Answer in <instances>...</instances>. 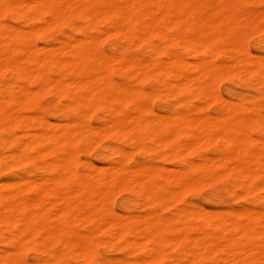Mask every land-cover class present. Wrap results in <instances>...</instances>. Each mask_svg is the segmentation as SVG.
I'll use <instances>...</instances> for the list:
<instances>
[{
	"label": "bare ground",
	"instance_id": "bare-ground-1",
	"mask_svg": "<svg viewBox=\"0 0 264 264\" xmlns=\"http://www.w3.org/2000/svg\"><path fill=\"white\" fill-rule=\"evenodd\" d=\"M22 1L24 2L23 5L26 6L28 0H17L16 6L13 5L15 2L14 1L13 4H11L12 2L10 3V7L11 5L17 7V4L20 5ZM36 1L37 0L33 2L29 0L30 3H33H31L30 6L36 3V7L39 8L40 6H42L43 8H46L39 10L37 8L36 13L37 11H39L38 13L42 14V10H47L49 13H51L52 17L54 16V18H59L58 20H60V22L64 21V16H68L69 14H77L82 15L84 18L91 19L92 22H96L97 20L111 21L112 25L114 26L112 29L114 30L115 28L116 33H119L122 37L133 36L142 41L151 37H155L157 40L150 46V54H148L149 57L147 59L131 54L124 48H117L114 51L109 52L108 54L102 52L103 50H98L95 47V44L97 42L98 45L99 41H97V37H100L102 34L96 36V38L87 36L81 39L78 36V38L74 37V39L70 40H59V43H53L54 45H51L50 47L47 45V47L45 45H42L43 47H40V44H36V46L38 45L37 47H40L36 49L37 47L34 48L35 44L34 46L33 44H31L34 42L31 39V36L30 39L33 41L32 42L29 40L31 43H29V41H26V39H29V37H27L26 39L23 37L29 36L30 32V35H32L33 37L34 30L32 31V28L36 30L37 27L36 31L40 32L42 31L38 28L40 25L41 29L43 28V30H46V28L48 27H42L44 25L42 23L40 25L37 24L38 26L36 27H31L30 30L28 28V30L23 28L24 30L29 31L26 32L29 34H27L26 36H23L21 34L23 36L22 37L21 35H19L22 27H19L20 30H18V32H15V30L13 32L7 33L8 31L5 32L4 28H7L9 26L7 28L9 29L10 25L7 22V25L5 26L6 22L2 21L5 23L4 25H2L3 27L0 26V70L2 68H7L9 69L8 71H11V73H14V75L29 74L40 80L42 84L41 87H44V90L48 89L50 90V92L52 90L56 93H65L67 98H69V102H67L68 104H66L65 107L71 111V114L68 115V120L66 121V123L65 120H62L64 121V124L61 122L63 125L61 123H57L56 121H49L47 118H45V116L36 113L34 115L35 118L31 116V113L28 114L30 116L27 115L28 118H32V120H27L28 118L24 119L23 117L25 115L23 116V113L22 117H20L21 112L16 113V107L20 109L23 105H21V103L25 104L26 99L29 98H24V96H27V93L26 95L24 93V85V89L19 90H22V92L24 93V96H22V94L20 95L23 97V100H20L14 96L9 97L8 95V98H6L5 96L3 97L4 99H6L5 101H0V132L7 134L8 137L5 140H7V142L12 145L14 144L15 146V154L11 152L14 155L13 158L17 155V157L22 159L21 161H24L23 159H27L29 157L28 152L33 148L36 149L37 153L39 152L44 155L52 156V160L48 161V165L45 170L48 176L45 175L44 178L42 176L41 178L43 180L38 178L33 181L30 178L19 176L20 178H16V181L14 179L13 181L9 179L13 183H0V225H2L6 232L9 233L7 236L2 237L3 240L5 239L9 248L0 249V264H21L18 256L20 255V253H23L22 249L25 242L31 239V241H33V239L35 238H38L40 241H51L50 243L59 242L63 249L67 250V254L57 253L54 257L52 256V258H50L48 261L50 264H73L70 262V260L75 257H90V247L92 246V240L90 236L91 233L85 236L86 234L83 235L79 232L74 237V234L69 231L68 220L66 219L67 216H70L71 218L75 217L76 220H79L80 216L82 215L80 214L81 212H84V214L86 213V216H81L82 218H84L85 216V218L88 217V221L96 220L101 224L103 223L104 226L101 225V230L104 227V230H106V232L110 234L113 240L114 238L118 239L122 237L124 239L123 242L126 241V244L130 247L135 246L136 244V247L139 246L138 249H145L150 253L154 252V255L157 256H161V254L164 253L163 247L167 245L170 247V250L172 248H176L177 251L179 250L182 256L187 260L188 264L190 262H201L206 257L212 258L217 256L218 254L219 256H217L214 264H264L263 209L257 210L255 208H248L243 212L242 210H237L236 214L235 212L231 213V210L229 212L231 214H226L227 211L225 209V213H215L216 210L214 211V209L209 210L210 212H207L208 210L205 211L200 206L201 208L198 207L197 210L191 209L190 211V209H187L186 211H177L176 215L166 220L156 217L153 220H149L144 213L143 216L141 215L142 217L140 216V218H135V216L133 219L128 218L124 220H119L117 218L107 219L105 217L106 210H104V205L102 203L106 198L107 192H110V190L112 189L111 187L110 189L109 186L114 182V180H117V182L119 180L117 184L115 183L117 186L122 180L123 182H125V174L129 173L130 170H132V176H142L141 179L139 177V179H136L140 180L141 184H145V188L147 187L150 193L155 190V187L168 191L166 184L169 180L171 183L172 179H176L177 181L175 182H177V184L178 180L182 182L186 178H189V180H191V178L193 179L195 176L193 175L192 177L191 174L196 170H201L203 172L206 169L205 171H207L208 173H206L209 175V173H211L210 167L214 165L213 168L215 169V166L219 164V162H217L216 164L215 161H213V158L208 159L207 157L209 156L203 153L207 157L201 156L202 160L200 162L198 160L195 161L196 163L194 162V160L192 162V159L190 161H185L183 162L185 163V165H181L183 166L182 168L181 166L179 168L177 166L172 169L173 171L176 168L179 170L176 169L177 171H175L176 173H174L175 176L173 174L172 178H170L171 175L167 174L168 172L166 171L170 170L169 168L171 167L166 168L165 166V168L167 169L165 170L166 173L164 172L165 168L155 171L157 163L155 164V167L154 165H152L155 169L143 167V165L146 166V164L141 165V163L138 165V168L140 167V165L142 166L141 169L133 170L131 167H129L128 171L127 168H125L124 170V167L122 165H119L118 163L109 164V166L99 164L102 166H97L93 163L83 162V170L81 172H78L73 168L74 166L72 167L73 162L76 161L74 156L76 153H74V151L71 149L72 145L74 144L73 139H75L76 141V138H85V140L89 141V144H94L100 138L98 137L97 139V136L99 135L102 137L101 134L103 133L104 135L105 131L109 132L110 130L111 133L113 129L114 132L116 131L115 129H117V132L119 131L120 134V131L126 129L138 134L140 129H143L153 131L154 133L151 132V134L154 135L161 133L168 134L172 132L174 136L176 135L175 140H173L174 142L172 141V148L176 150L175 152H177L181 149L184 150L185 147V151H181V153H185L186 150L189 151L194 147V145L202 142L201 140L206 141V138L208 136L204 137L202 136V134L204 133L206 135L207 133H210L214 126L217 127L218 125L220 131L221 129H224L225 132L223 133H227L228 130L232 132V124L236 125L234 121V123L230 122V120L228 123L219 121V124H215L216 119L212 120L210 117L208 119H205V117H202L205 116V114L203 113L202 115H199L203 119L200 117L199 119L205 121L200 122L199 120V122H196L197 119H195V117H198V115L196 114L202 111L200 105L198 104L194 105L188 110H170L165 113H157L156 111L152 110L151 107H146L145 103L141 101V93L140 91H138L140 90V88L134 89L129 86L126 88L124 87L125 85L120 86L119 82V85L118 83L116 84V82L109 77L108 70L111 63H116L119 68L131 69L134 73L138 75L140 74V76L142 75L141 77L149 76V74L151 73L166 74V76L170 75L171 78L176 79V81H174L175 83L169 82V84H167L169 85V89H167V92L169 90L172 91L173 94L179 96L178 99L180 101L189 100L191 98H198L203 100L206 98L210 99L213 95L217 97V94L219 93L217 92L216 95L215 93L212 94V87L210 88L208 85V83H210L209 80L210 78L212 80V75L215 77V75H218V73L221 74V69L227 70V68H229L228 66L231 67V65L232 69L234 67H237L238 69H241L243 67L246 68V70L248 65H252L253 68L250 69L256 70L257 74H259V76L264 79V58H261L260 54H256L255 57H253L251 54H249L250 52L244 53L246 47L243 48L241 46V44L244 42L239 43L241 38H238V36L240 34H238V30L237 28H235V23L239 22L238 24H241L243 22L242 24H245L244 21H246V19H249L250 22L256 20H251L252 17L260 20L258 18L260 16L258 15L257 17L256 13H258L257 11L260 12L261 9L259 10L258 8L261 7H258V10H256V12L254 10V12L252 10L249 11V9L248 11L242 10V4L247 3V0H82L83 2L80 3H76L75 0H72L74 2L69 0V3L67 1L64 3L65 0H63V2L61 3L56 0H49L47 1L48 4L47 2L46 4H44L45 0H43V2L41 0V4ZM7 2L8 1L6 0H0V9L1 6L2 8H7ZM28 6H26V9ZM26 9L22 8L21 10L23 11ZM3 12L0 10V16H2L1 13ZM261 12L260 13L263 15L264 10H261ZM37 15H35L34 17L37 18L39 16ZM262 15L261 18L263 17L262 19H264V15ZM62 18L63 21L61 20ZM241 20L243 21L241 22ZM258 20L254 22H258ZM48 21L49 20L46 21L45 19L46 23ZM2 22L0 21V23ZM58 22L56 24H58ZM50 24H53L52 21L51 23H49V28L53 27V25L50 26ZM246 24H248V22ZM258 24H260V21L258 22ZM250 25L247 26L250 27ZM17 27L14 28L19 29ZM260 27L261 26H259L258 28ZM263 27L261 29H263ZM11 28H13L12 25ZM112 29L110 30L111 32ZM105 30L106 29H104L102 32L103 35L101 37L103 38L111 34L109 30L107 31V33H105ZM108 32L110 34H108ZM100 38H98V40ZM168 40L183 41V47L191 51L194 60H186L180 53L170 51L168 48H166ZM170 41L168 44H171ZM177 45L179 44L177 43ZM218 52L224 53L226 56H228L231 59V61L229 60V62L232 63L229 65V62H226V64H228V66H226L223 63L219 64V62H217V64L216 62H214V56ZM51 70L53 74L52 76L48 74V72ZM252 70H248V72L250 73ZM216 72L217 74H215ZM243 72L245 71L243 70ZM26 76L27 75H24V77ZM27 78L29 79V77ZM212 81H214V79ZM16 83L18 85L20 84V82ZM36 84L39 86L38 83ZM211 84L210 86H212ZM4 86L2 85L1 87ZM16 88L17 87H15L14 89ZM28 90H31V92L34 91L31 88H29ZM38 90L39 89L37 88V92H39L40 94L43 92V90H41V92ZM28 92L30 93V91ZM35 92L36 91H34V93ZM34 93H31V95L33 94L34 96ZM36 95L37 93L35 94V96ZM35 96L33 99L36 98ZM214 96L213 98H215ZM218 97L222 98V102H224V99L223 97H221V95H218ZM24 99L25 102H22L24 101ZM30 99L31 96L29 99H27V101L29 102ZM226 100L227 99H225V101ZM110 101L118 102L121 105L132 103V109L130 113L123 111V109L120 107L114 109L113 112H117L120 114V119L122 120L121 123L115 122L116 120H114L112 115H110L109 117H104L102 119L103 124H100L101 126L97 124L99 126L95 127L91 125L86 119L90 114L86 111V116L84 115L86 113H82L84 111H79V109L81 108L92 106L91 104L93 102L106 104L110 103ZM210 101L211 100H209V103ZM233 101L235 102V100ZM19 103L21 106L19 105ZM244 106L242 107L243 109H247L252 113V123L259 125L262 129H264V102L253 101L246 107ZM80 112L86 118L84 116L81 117ZM36 115L39 116L36 117ZM219 116L221 117V115ZM219 116H217V119ZM214 118L216 117L214 116ZM113 120L115 123H112ZM16 124H20L23 130H25L23 131V133L25 132L24 136L20 137L14 133L13 135L11 134V128ZM238 125L239 124H237L236 127H239ZM57 126H60L61 128L57 129ZM112 127L114 128L112 129ZM33 128L35 129V131H30L33 130ZM181 132H185L186 134L188 133L190 136L193 134L196 140H192L196 141L194 142L196 144H193L191 140L189 143L192 145H190L188 142L186 143V141V144L184 143V146L179 144L176 138L177 135H179V133ZM245 132H247L249 136L248 131H243L240 127L237 128L235 134L230 135V137H228V141L226 142H229L231 148H233L234 150V152H231L232 154H234H230L232 157L230 159L231 163L232 159L236 158V163L233 161L235 163L234 165L236 166V171L240 172V175L247 182H250L258 177H264V152L254 150L250 147L251 139L250 137H246L247 134H244ZM16 133L20 134L19 132ZM151 134L150 136H152ZM212 134H214V132ZM212 134L208 135L212 137ZM218 134L220 135V132H218ZM199 136H202L200 137V141L198 140ZM216 136L217 135H215V138L218 137ZM103 137L100 139H103ZM155 137L156 136H154V138ZM167 137L164 136V139H162L161 137V141L160 138L156 139V143L161 142L162 146H164L163 144H165V142H168L169 137ZM226 138L227 136L225 134V139ZM212 140H214L213 137ZM222 140L225 141L224 139ZM259 142L262 146H264V141L260 140ZM9 154L10 153H8V155ZM30 155L32 157V154ZM128 156L130 155L128 154ZM127 158L128 157L125 156V160H127ZM123 161H121V163ZM223 162L225 161H220V165ZM223 165H226V163H223ZM232 165L233 164H229L228 166L232 167ZM228 166H226L228 168L227 170L232 171L233 168L231 169V167L229 168ZM136 167L134 169H138ZM224 170L226 171V168L219 171L221 173V171L224 172ZM216 172L219 173L218 171ZM214 175L215 173H213V175L211 176ZM129 176H127V179ZM155 178L160 179L162 183H152ZM196 178H199V175L197 176L196 174ZM9 180H6V182ZM246 181H244L245 184ZM133 182L134 180H132L131 184ZM194 182L197 181L194 180ZM125 183L127 185V182ZM183 184L188 185V180L186 183L183 182ZM63 185H66L68 189L63 190ZM186 185L185 187H183L186 188ZM263 185L264 183L262 184V186H260V189L264 187ZM179 187H181L180 183ZM179 187L178 189L180 190ZM121 188L122 187H120V189ZM184 188L181 190L184 191ZM118 189L119 187H117L115 190ZM257 189H259V186ZM146 190L144 189V191ZM175 190L176 189H174L173 192L169 193L171 191L170 188L168 192L169 195L173 194ZM177 190L174 194L176 196ZM28 191L34 192L33 196L29 197L27 195ZM149 191H147V193ZM179 192L180 191H178V193ZM166 194L165 196H167ZM143 195L145 196V194ZM165 196L162 195L164 199H168L169 196L167 198ZM162 197L160 195V198ZM173 197L174 196H171L170 200ZM108 198H106V200ZM148 200H150V198ZM150 202L152 201L150 200ZM162 206L164 205L162 204ZM51 209L52 211H54L52 215H50ZM111 210L112 212H114L112 208ZM114 213H116V211ZM124 215L125 214H123V216ZM238 215H241L242 220L237 219L239 218ZM50 219H53L54 221V224L52 226L49 225ZM76 220H74V222ZM98 231L99 229L96 230L95 233H97ZM129 236L133 238L140 237L141 240H131V238H128ZM46 245L48 246V244ZM154 255L149 256L148 258L150 259L152 257V259H154ZM159 256H155V259H160ZM145 259L143 261H145ZM149 259L147 261H149ZM131 262H129V260H122L119 264H131ZM136 262H139V260ZM140 262H142V260Z\"/></svg>",
	"mask_w": 264,
	"mask_h": 264
},
{
	"label": "rangeland",
	"instance_id": "rangeland-1",
	"mask_svg": "<svg viewBox=\"0 0 264 264\" xmlns=\"http://www.w3.org/2000/svg\"><path fill=\"white\" fill-rule=\"evenodd\" d=\"M6 1H8L7 3L9 5V8L7 5V8H5V7L2 8V6H1V9H0L2 12L4 11L3 13H1L2 16H0V21L6 22V23L2 22L3 24L0 23V26L3 27L2 25H4V23L6 26L7 22L10 25L9 29H7L9 26L7 28H4L5 32L8 31L7 33H10V32H13L15 30H16L15 32H18V30H20L19 27H22L21 28L22 30L20 31L22 33L19 32V35L22 34L23 36H26L27 34H29V33H26V32H29L27 30L28 29L30 30L31 27H36L42 23L44 24L42 27H45V26L48 27V28L45 27L46 30L45 29L43 30V28L41 29V25H40L38 27L40 30H42L40 32L36 31L37 27H36V30L34 28H32V31L34 30L33 31L34 33L32 32L33 37H32V35H30L31 32H30L29 36H26V37H23L21 35L25 39L27 37H29V39H26V41H29V40L32 41L33 40L34 41V42L32 41L33 43H31L30 41H29V43L33 44V46L35 44L34 48H36L39 44H40V47H43L42 45H45V46L47 45L50 47L51 45L57 44L62 40H66V39L70 40V39H74V37L78 38V36L81 39L84 37H87V36H92V37L96 38V36H99L101 34L103 35L102 32L104 29H106L104 32L107 33L108 30H109V32H111L110 30L114 27L112 25L111 21L97 20L96 22H92L91 19L84 18L82 15H77V14H74V15L69 14L68 16H64L65 17L64 21L62 18L61 20L63 22H60V20H58L59 18H54V16L52 17L51 13H49L47 10H44L45 12L42 10V14H39L38 13L39 11H37V13L39 15L38 16L36 13V10L38 8L35 5L36 3H34V5H32V6H30L32 2L30 3L29 0H28V3H26L27 4L26 6L29 5L27 7V9H26V6L23 5L24 4L23 1H22V3H20V5L17 4V7H14L12 5L10 7V3L12 2L11 4H13L14 1L15 2L13 5L16 6L17 0H6ZM31 1L34 2L35 0H31ZM37 1H38V3L41 4V0H37ZM47 1H49V0H45L44 4H46ZM56 1H58L60 3L63 2V0L62 1L56 0ZM66 1L68 3L70 2L69 0H65L64 3ZM75 1H76V3L77 2L80 3V2H83L84 0L83 1L82 0H78V1L75 0ZM42 2H43V0H42ZM72 2H74V1H72ZM246 2L247 3L242 4V8H241L242 10L248 11V9H249V11L254 10L255 12L258 9L264 10V0H247ZM47 4H48V2H47ZM38 6H40V5H38ZM258 7H261V8H258ZM22 8L26 9V10L22 11L21 10ZM39 9H46V8H43L42 6H40L38 8V10ZM261 10H260V12H261ZM257 12H258V13H256L257 17L259 15L260 17H258V18L260 20H258L255 17H252L251 20L256 19V20H258V22L260 21V24H258V22H254V21H256V20H254V21H251L253 23V25H252V23L249 21V19L248 20L246 19V21H244L245 24H242L243 20H241V22H242V23L240 22L241 24H238L239 22L235 23V28H237L238 34H240L238 36V38H241L239 43L244 42V43H242L243 45L241 44V46L243 48L246 47L244 53L250 52L249 54H251L253 57H255L256 54H260L261 58L262 57L264 58V56H263V54H264V27H263L264 19H262L263 17L261 18V15H262L261 13L263 11L261 13L259 11H257ZM35 15L38 16L37 17L38 19L36 17H34ZM29 18H31V19H29ZM44 18L46 19V21L49 20L50 21V22L48 21L49 23H51V21H52L53 27L49 28V23L48 22L46 23ZM58 21L60 22V24ZM57 22H58V24H56ZM103 22H104V24H103ZM247 22H248V24H246ZM250 23L252 26L250 25ZM11 25L13 28L18 26L17 28H19V29H15V28L13 29V28H11ZM52 25L50 24V26H52ZM247 25H250V27ZM257 25H259L261 27L258 28L259 26H257ZM262 27H263V29H261ZM23 28H25V29L28 28V29L24 30ZM100 29H103V30H100ZM109 32H108V34H110ZM112 32H114V33H112ZM112 32L109 36H105L104 38L101 37L102 35L100 36L101 38L97 37V41H99V42H98V45L96 42L95 47L98 50H100V51L103 50L102 52L108 54L109 52L114 51L117 48H124V49H126L127 52H130L131 54L141 56L142 58L147 59L149 57L148 54H150V46L153 43H155V41L157 40L155 37H151V38H148V39L143 40V41L138 39L137 37H133V36L122 37L119 33H116L115 28H114V30L112 29ZM30 36H31L32 40L30 39ZM98 38H100V39L98 40ZM47 40H49V41H47ZM139 40H140V42H139ZM169 41L170 40H168V43H169ZM170 42H171V44H168L166 42L167 43L166 48H168L170 51H175V52L180 53L182 56H184V58L186 60H190V61L194 60L191 51H189V50H187V48L183 47V45H182L183 41H177V40L175 41L174 40V41H170ZM179 42L181 43L182 46L180 45ZM177 43L179 45H177ZM36 44H38V45L36 46ZM40 47H37L36 49H38ZM257 57H258V55H257ZM229 60L231 61V59L228 56H226L224 53L218 52L214 56L213 61L216 63L219 62V64L223 63L224 65L228 66V64L230 65L232 63V62L230 63ZM226 62L227 63L229 62V63L226 64ZM228 67H229V68H227L228 71L226 69H224V70L221 69L220 70V71H222L221 74L218 73V75H215V74H217V72H216L214 74L215 77L212 75V80L214 79V81H212L211 78L209 80L210 83H208V85L210 88L212 87V91H211L212 94L215 93V95H216L217 92L219 93V94H217V97H215L213 95L215 98H213V96H212L213 101H212V98H210V99L206 98L204 100L198 99V98H191L189 100L180 101L178 99L179 96L173 94L172 91L169 90L170 92L169 91L167 92V89H169L168 88L169 85H167V84H169V82L175 83L174 81H176V79L171 78L170 75L166 76V74L151 73V74H149V76L141 77L142 75L140 76V74L138 75V74L134 73L131 69L119 68L116 65V63L110 64L108 73H109V77L112 80H114L116 82V84L118 82L120 83V86L125 85L124 87H126V88L129 86V87H132L134 89L140 88V90H138V91H140V93H141L140 94L141 101L143 103H145L146 107H148V108L151 107V109L156 111L157 113L158 112L159 113H165V112H168L170 110H188L189 108L198 104V105H200L202 111L199 112L198 114H196V115H198V117L194 116L195 119H197L196 122H199V120H200V122L205 121V120H202L204 117H205V119H208L210 117L212 120L216 119L215 124H219V121L220 122L223 121V122L228 123L229 120L232 123L235 122L236 125L239 124L238 126L240 128H242L243 131H248V133H249V136H248L247 132H245L244 134H247L246 137H248V138L250 137V139H251L250 147L254 150L264 152V146H262L259 142L260 140L264 141V129H262L259 125L252 123V119H251L252 113L249 110L242 108L244 105L247 106L249 103H252L253 101L264 102V79H262L259 76V74H257L256 70L250 69V68H253L252 65H248L247 70H246V68H243V67H242L243 69L242 68L238 69L237 67H234L232 69V65H231V67L230 66H228ZM234 69H236V70H234ZM8 70L9 69H7V68L6 69L2 68L0 70V97H2V98H0V101H5L6 99H4L3 97L5 96L6 98H8V95H9V97L14 96L20 100H23V97H22V96H24L23 94L25 93V95H26V93H27V96H24V98L25 99H26V97L30 98V96H31L32 100L30 99L28 102L27 99H29V98H27L25 104L21 103V105L22 104L23 105L20 109L18 107H16V113L21 112L20 117H22V113H23V116L24 115L26 116V117L24 116L23 118L27 119L28 116H30L28 114L31 113V116H33L35 118L34 115L36 113V114L45 116V118H47L49 121H53V122L56 121L57 123H61V122L63 123L64 121H62V120H65V123H66V121L68 120V115L71 114V111L65 107L66 104H68L67 102H69V98H67L65 93H61V92L56 93L52 90L50 92V90H48V89L44 90V87H41L42 84H41L39 79H37V78H35L29 74L14 75V73H11V71H8ZM243 70L245 72H243ZM248 70H252V71L249 73ZM232 71H234V72H232ZM8 72H10V73H8ZM242 72H243V74H242ZM222 73H223V76H222ZM233 73H235V74H233ZM10 74H11V77H10ZM48 74L50 76H52L53 75L52 70L49 71ZM24 75H27V76L24 77ZM246 75H248V76H246ZM19 76L22 78H20ZM137 76H138V78H137ZM27 77H29V79ZM137 79H139V80H137ZM16 82H20V84L18 85ZM211 82H212V84H211ZM36 83H38L40 87ZM119 83H118V85H119ZM210 84L212 86H210ZM2 85L3 86L6 85V86L1 87ZM23 85L25 86V89H24ZM216 85H217V87H216ZM15 87H17V88L14 89ZM28 87L31 88L32 90L36 91V92L35 93H34V91L31 92V90H28L29 89ZM37 88L39 89L38 91L41 92V90H43V92L40 94L39 92H37ZM40 88H43V89H40ZM20 89H22V90L24 89V93L22 92V90L19 91ZM6 90H8V91H6ZM28 91H30V93ZM162 91L164 92V94ZM160 92H162V93H160ZM31 93H34V96L37 93V95L35 96L36 97L35 99H33L34 96H33V94L31 95ZM21 94H22V96H20ZM38 94H40V95H38ZM218 95L219 96L221 95V97H223L224 102H222L223 101L222 98L218 97ZM21 97H22V99H21ZM181 97H182V95H181ZM25 99L22 102H25ZM225 99H227V100L225 101ZM209 100H211L210 103H209ZM233 100H235V102ZM228 101H230V102H228ZM207 102H208V104H207ZM93 103H95V102H93ZM93 103L91 104L92 106L81 108V109H79V111H84L82 113L83 114L86 113V114H84L86 116H87V112H88L90 114V115L88 114L89 117L86 118L80 112L81 117L84 116L89 121V123L95 127H98L100 124L102 125L103 124L102 119L104 117H109L110 115H112L113 119L116 120L115 122L121 123L122 120L120 119V114L117 112H113L114 109L117 107L122 108L123 111L128 112V113H130V111L132 109V103L125 104V105H121L120 103L115 102V101H110V103H106V104H100L99 102H96L95 104H93ZM224 104H227V105H224ZM242 104H244V105H242ZM19 105H20V103H19ZM228 105H230V106H228ZM246 106H244V107H246ZM230 108H232V109H230ZM235 108H238V109H235ZM25 113H27V114H25ZM203 113L205 114V116H202L203 117L202 118L199 115H202ZM224 114H226V115H224ZM39 115H36V117ZM219 115H221V117ZM228 115H230V116H228ZM214 116L216 118H214ZM217 116H219L218 119H217ZM225 116H227V117H225ZM199 117L202 119H199ZM224 117H225V121H224ZM27 120H32V118H30V119L28 118ZM114 120L112 121V123H115ZM192 121H194V120H192ZM97 124H99V125H97ZM236 125L232 124V127H233L232 132H230V130H228L229 132L227 131V133H223V132H225L224 129H221V131L223 130L221 132L218 125H217L218 128L216 126H214L211 130L212 133L214 132V134H212L210 131L214 140H212V137L209 136V135H211L210 133H207L206 135L203 133L204 135L202 134V136H204V137L208 136L206 138V141L201 140L202 142L198 143L197 145H194V147L192 146L193 148L190 149L191 151L186 150L185 153L182 152L183 154L181 153V151H185V149H186L185 147H184V150L181 149V150L177 151L178 153L175 152L176 150H174L172 148L173 142H174L173 140H175V136H176V135L174 136L172 132H170L168 134L167 133H161V134H155L154 135V134H151V132L154 133L151 130L149 131V130L140 129L139 133L137 134L136 132L134 133L132 131L124 129L123 130L124 132L120 131V134H119V131L117 132V129H115L116 131L114 132L113 131L114 127H112L113 130L111 129L112 130L111 133L109 130V132L105 131L104 135H103V133L101 134L102 137L104 136L103 139H100L102 137L98 135L97 139H98V137H100L98 139L99 141L97 140L96 143H94V144L93 143L89 144V141L85 140V138H81V139L76 138V141H75V139H73L74 144L72 145L71 149L74 151V153H76L74 155L76 161L73 162L74 165L72 164V167L74 166L73 168L76 171L81 172L83 170V165L86 162L96 164L97 166L99 164H102L104 166H106V165L109 166V164H117L118 163L119 165H122L124 167V170H125V168H127L129 171V167H131L133 170H139V169H141V167H142L141 165H143V164H146V166L143 165V167H148L149 169H153L156 166L155 164L157 163L158 168L156 166L155 167L156 169L154 168L155 171H157L158 169H164L165 166H166V168L171 167V168H169L170 170H168L166 172H168L167 174H170L171 175L170 178H172L173 174L176 173L175 171L179 170L176 168L177 170L175 169L173 171L172 169H174V167H177V166H178V168L181 165L184 166L185 163H183V162H185V161H188V160L190 161L192 159L191 160L192 162H193V160H194V162L196 160H198L200 162L202 160L201 156L207 155L209 157H207V156L206 157L208 159L213 158L214 159L213 161H215L216 164H217V162H219V164H217L215 166V169L213 168L214 165H212L210 167L211 173H209V175L207 174L208 172L205 171L206 169L204 170L205 172L204 171L202 172L201 170H199L200 173L198 170L193 171L191 176L193 177V175H195L193 179L196 180L197 182H194V180L192 178H191L192 181L189 180V178L188 179L186 178L185 180H183V182H185V183L188 180L189 186L186 184H183V182L180 180H178V184H177V182H175L177 180L172 179L171 183L169 180L166 184L168 191L155 187L154 188L155 190H153L152 193H150V191H149V189H147V187L145 188V186H146L145 184H141L140 183L141 181L137 180L139 178L141 179L142 176L140 177V175H139L138 176L139 178L137 176L135 177V175L132 176L133 175L131 172L132 170H130L129 173L125 174V177H126L125 182H127V185L125 182H123V180L122 181L120 180L122 183L120 182L117 186L116 184L119 182V180H118V182H117V180H114V182L109 186V188L110 187L112 188V189L110 188L111 189L110 192L111 191L112 192H111V194H110V192H107L106 198L109 197L110 199L108 198L109 200L108 199L106 200V198H105L103 203H102L104 205V210H106L105 217L107 219H113V218L116 219L117 218L119 220H124V219H128V218L133 219L135 216H136L135 218H140V216L141 215L143 216V213H144L145 216L147 217V219H149V220H153L155 217L159 218V219H165L166 220V219L172 218V216L176 215L177 211L178 212H180L182 210L186 211L187 209L188 210L190 209V211H191V209L197 210L198 207H200V206L205 211L208 210L207 212H210L209 210L214 209V211L216 210L215 213H217V212L218 213H225V210H226L227 211L226 214H231L232 212L233 213L235 212V214H236L237 210L238 211L242 210V212H243V211L247 210L248 208L249 209L255 208L257 210L263 209L262 211H264V201H263L264 200L263 199L264 187H262L260 189V186H262V184L264 183V177H258L259 179L256 178L250 182H247L240 175V172L236 171V166L234 165L236 163L235 161H237L236 158L232 159V163L230 160L232 158L230 154H232L231 152H234V150H233V148H231L230 143L226 142V141H228V137H230V135H232V134H235L236 129L239 128V127H236ZM59 128H61V127L57 126V129H59ZM234 128H235V130H234ZM213 130H215V131H213ZM23 131H25V130H23V128L20 126V124L13 125V127L11 128V134L12 135L14 133L17 136L22 137V136H24V133H25V132L23 133ZM30 131H35V129L33 128V130H30ZM16 132H19L20 134H17ZM218 132H220V135L218 134ZM22 133H23V135H22ZM150 134L152 136H150ZM223 134H224V136H223ZM225 134L227 136L226 139H225ZM148 135H149V137H148ZM192 135L190 136L188 133L186 134L185 132L184 133L181 132V133H179V135H177L176 140L182 146H184L187 142L189 143L190 140L193 144H196V143H194V142H196V141H194L196 139H195L194 135H193L194 138L192 137ZM215 135H217L219 138L217 136H216L217 138H215ZM154 136H156V137L154 138ZM157 136H161L162 139H164L163 138L164 136L165 137L168 136L169 137V138L167 137L168 142L167 143L165 142V144H163L164 146H162V144L160 142L162 139H161V137H157ZM202 136L198 137L199 141H200V137H202ZM7 137H8L7 134L0 132V180H1L0 183H6V184L13 183L12 182L13 179L16 181V178H18V179L20 178L19 176H21V177L24 176V177L30 178L33 181L38 179V178L43 180L41 178L42 176H43V178L45 177V175L48 176V174L45 172V170L47 168L48 161L52 160V156L44 155V154H41L39 152H38L39 153L38 154L36 152V149L33 148L32 150H30L28 152L29 157L27 159H23L24 161H21L22 159L17 157V155L13 158L14 155L12 153L15 154V146H14V144L12 145L9 142H7V140H5ZM171 137L174 139H172ZM159 138H160V141L159 140L158 141L160 143H156V139H159ZM262 138H263V140H262ZM192 139H194V140H192ZM202 139H205V138H202ZM219 139H221V140H219ZM222 139H224L225 141H223ZM256 140H258V141H256ZM185 141H186V143H185ZM152 142H155L156 144L152 143ZM190 145H192V144H190ZM201 145H202V147H201ZM157 146H160V147H157ZM198 152L201 154H199ZM8 153H10V154L8 155ZM127 153L130 156H128ZM203 153L206 155H204ZM30 154H32V157ZM125 156L128 157L127 160H125ZM16 157H17V159H16ZM18 159H19V161H18ZM224 159H226V160H224ZM121 161H123V162L121 163ZM220 161L221 162L225 161L223 163H226V165H223V163H222L221 165H223V166H221ZM16 163H17V165H16ZM139 164H141V165L138 168ZM229 164L230 165L233 164L232 167L230 166L231 169L233 168L232 171L227 170L228 168L226 166H228ZM102 165H99V166H102ZM152 165H154V167ZM183 166H181V168ZM135 167L138 169H134ZM166 168L164 169V172H165V170H167ZM225 168H226V171L225 170H224V172L221 171V173H223V174H221L219 170H223ZM171 170H172V172H171ZM216 171H218L219 173H217ZM19 172H20V174H19ZM194 172L197 174V176L199 175L200 179L196 178V174ZM130 173H131V175H130ZM213 173H215V175L211 176V175H213ZM23 174H26V175H23ZM202 174H204V175H202ZM205 174H207L208 176ZM216 174H218V175H216ZM127 176H129L128 179H127ZM174 176H175V174H174ZM130 178L132 180H134V182H133L134 184L133 183L131 184L132 180ZM9 179H11L12 181ZM2 180H3V182H2ZM4 180H5V182H4ZM6 180H9V181L6 182ZM244 181H246V184ZM136 182H139V183H136ZM154 182L155 183L156 182L162 183V181L158 178H155L152 181V183H154ZM254 182L255 183L257 182V183L255 184ZM173 183H175V184H173ZM179 183H180V186L182 188L179 187ZM120 184H122V185L125 184V185L122 186ZM114 185L116 188L119 187V189L115 190L116 188L114 187ZM185 185H186V188H184ZM155 186H157V185H155ZM258 186H259V189H257ZM120 187H122V188L120 189ZM178 187L180 188V190L178 189ZM170 188H171V191L169 192ZM172 188H174L176 190L178 189L177 193H176L177 196L174 195L176 190L173 194L169 195V193L174 191V189H172ZM183 188H184V191L181 190ZM62 189L66 190V189H68V187L66 185H63ZM144 189L145 190L147 189V190L144 191ZM147 191H149L148 192L149 194L147 193ZM178 191H180V192L178 193ZM166 192H167V194H166ZM33 194H34V192H32V191H28V193H27V195L29 197L33 196ZM143 194H145V196ZM165 194L167 196H165ZM178 194H179V196H178ZM151 195L153 198L159 197L158 198L159 200L157 198H156L157 200L153 199L151 197ZM160 195H161V197H162V195H164L166 198L168 196L169 197H168V199H164L162 197L163 198L162 199V198H160ZM148 196L152 202H154V201L155 202L157 201V202L156 203L150 202V200H148L149 199ZM171 196H174L177 200L174 197L173 198L175 200L173 198H171V200H170ZM111 197H113V198H111ZM162 204L164 206H162ZM196 204H197V206H196ZM0 206H1V204H0ZM186 207H188V208H186ZM111 208L114 210V212L116 211L117 214L112 212ZM214 211H211V212H214ZM230 211H231V213H229ZM53 212L54 211H52V209H51L50 215H52ZM80 214L86 216V213L84 214V212H81ZM123 214H125V215L123 216ZM81 216L79 218L80 221L78 219L76 220L75 217H74L75 218L74 219V218H71L70 216H67L66 219L68 220L69 231H71L74 234L73 235L74 237L79 232H80V234H83V235L86 234L85 236H87L91 233V235H90L91 240H92L91 241L92 246L90 247L91 253H90V257L89 256L85 257V258L75 257V258L71 259L70 262L73 264H119L120 261H122V260L123 261L129 260V262L132 261L131 264H141L142 262H143L142 264H174V263L175 264H181V263L182 264H188L185 257H183L182 254L180 253V251L178 250L179 251L178 252L176 248H172L170 250L169 246H167V245L164 246L163 247L164 253L161 254V256L163 255L162 256L163 258L158 255L160 257V259H157V258L155 259V256L156 257H158V256L154 255L155 254L154 252L150 253V252H147L145 249H141V248L138 249L139 246L136 247V244H135V246L130 247L129 245L126 244L127 243L126 241L123 242L124 239L122 237H120L118 239L114 238V240H113V238L110 236V234L108 232H106V230H104L105 229L104 227L101 230V227L104 226L103 223L101 224V223L97 222L96 220H94V221L89 220L88 221L87 220L88 217L85 218V216H84V218H82ZM238 217L239 218H237V219L242 220L241 215H238ZM74 220H76V221L74 222ZM53 224H54L53 219H50L49 225L52 226ZM98 229H99V231L97 233H95L96 230H98ZM8 234L9 233L6 232L4 227H2V225H0V236H1L0 237V249H6V248L8 249L9 248L5 239L4 240L2 239V237L7 236ZM128 238L129 239L131 238V240H133V239L141 240L140 237H136V238L134 237L133 238V237L129 236ZM31 240H28L27 242H25L23 249H22L23 253H20V255L18 256V259L21 262V264H50L48 261L50 258H52V256L54 257L57 253H59V254H67L68 253L67 250L63 249V247L61 246V244L59 242L50 243L51 241H40L38 238L33 239V241H31ZM37 240H39L40 242ZM46 244H48V246ZM168 247H169V249H168ZM47 253H49V254H47ZM152 254L154 255V257H153L154 259H152V257L149 259L148 257L153 256ZM217 256H219V254ZM217 256L212 257V258L206 257L201 262H197V263L190 262L189 264H214ZM145 258L146 259L148 258L149 261H147L148 259L146 260ZM144 259H145V261H143ZM138 260H139V262H136ZM141 260H142V262H140ZM55 264H59V263H55Z\"/></svg>",
	"mask_w": 264,
	"mask_h": 264
}]
</instances>
